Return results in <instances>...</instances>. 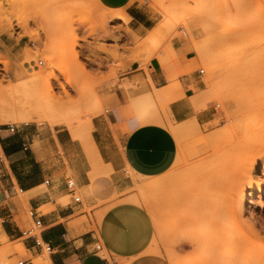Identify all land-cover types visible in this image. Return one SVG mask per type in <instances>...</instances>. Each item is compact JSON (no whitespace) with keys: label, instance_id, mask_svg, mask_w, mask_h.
Returning a JSON list of instances; mask_svg holds the SVG:
<instances>
[{"label":"rangeland","instance_id":"1","mask_svg":"<svg viewBox=\"0 0 264 264\" xmlns=\"http://www.w3.org/2000/svg\"><path fill=\"white\" fill-rule=\"evenodd\" d=\"M140 1L148 4L157 17L155 28L143 38L126 27V16L101 10L94 0H0V89L6 93L0 95V105L2 99L21 98L25 92L41 101L62 100L72 107L68 110L73 109L68 111L69 125L88 128V119L107 108L102 94L117 84L123 60L145 63L157 55L167 63L175 59L173 40H183L197 62L196 69L204 71V94L216 111L214 120L204 126L190 121L172 126L176 158L171 168L155 179L137 177L127 170L131 186L115 193L108 191L106 183L97 182L106 174L92 172L88 192L94 197L90 205L83 204L81 212L88 214L92 229L99 235L110 211L129 206L114 216L109 214L107 229L128 253L106 250L100 240L99 254L117 264H167L163 259L151 260L149 255L151 199L157 225L153 226V242L162 255L171 251L181 262L192 259L186 264H248V250L254 243L264 249V141L258 136L264 130V49L260 48L264 43V17L259 15L264 0L247 4L241 0ZM216 11L235 12L232 32L220 38L218 46L212 45L209 38L224 23L217 22L220 15L216 17ZM211 66H216V71H211ZM44 80L53 84V91L39 89V82ZM6 123L26 135L66 127L53 120H7L0 129ZM231 144L241 156L261 151L242 175L245 178L237 194L241 210L238 224L229 218L225 203ZM3 172L0 163V175ZM156 180L160 181L156 192L141 189L143 184ZM103 193L104 197L99 196ZM175 194L184 197L174 201ZM19 200V218L26 221L28 206L20 194ZM67 202V198L61 200L62 204ZM201 213L207 220L213 213L221 217V230L216 234L220 238L208 234L213 233V223L197 222ZM196 224L203 228L197 229ZM199 229L205 230L201 233L208 239L201 238ZM241 229L248 230L250 236L242 239ZM159 233L162 235L158 237ZM213 235V239L209 237ZM0 243V264H15L20 258L9 256L21 254L20 245L1 238Z\"/></svg>","mask_w":264,"mask_h":264},{"label":"crops","instance_id":"2","mask_svg":"<svg viewBox=\"0 0 264 264\" xmlns=\"http://www.w3.org/2000/svg\"><path fill=\"white\" fill-rule=\"evenodd\" d=\"M94 3L101 10L126 16V27L139 38L157 24L154 10L140 0H94ZM172 47L175 59L167 63L161 62L157 55L145 63L123 60L117 84L102 94L107 108L88 119V128L72 124L71 128L52 127L46 133L33 135L19 132L17 126L13 132L0 129V163L4 168L0 175V238L20 245L21 250V254L13 253L9 259L18 257L25 264L46 260L33 240L20 234L31 219L19 218V194L28 209L37 210L40 238L53 248V253L46 255L49 261L46 264H117L96 252L100 240L106 250L120 255L128 253L107 232L109 214L114 216L128 205L109 212L99 235L92 229L88 214L81 212L83 204L90 205L94 197L88 192L91 173L97 170L106 174L97 182L106 183L108 191L115 193L131 186L128 168L137 177H159L171 168L177 153L169 126L189 121L204 126L216 115L204 94L203 75L195 67L194 56L186 50V42L176 38ZM146 97L153 99L151 106L146 105ZM67 177L74 179L83 201H73L65 185ZM66 198L68 202L62 204L61 200ZM148 227L151 260L163 259L170 264L163 255L152 252L151 218Z\"/></svg>","mask_w":264,"mask_h":264},{"label":"bare ground","instance_id":"3","mask_svg":"<svg viewBox=\"0 0 264 264\" xmlns=\"http://www.w3.org/2000/svg\"><path fill=\"white\" fill-rule=\"evenodd\" d=\"M255 1H257V0H241L242 3L245 2L244 4L252 3V2H255ZM215 13L217 14V15H215L216 17H218V15H220V17H218L219 19L217 20V22H224V23L219 25L217 27L216 31L214 33H211L209 38H210V41H211L212 45L218 46L220 44V41H219L220 38L225 37V35L228 32H232V29H233L232 27L234 26V24L232 26L231 22L232 23L235 22V21H233L234 18H235V12H232V11H221V12L220 11H216ZM259 15L264 17V7L261 8V12H260ZM113 21H115V20H113ZM263 28H264V23H263ZM156 29L159 30L160 27H158ZM260 48L264 49V43L260 46ZM48 54H51V53H48ZM200 54L203 55L202 52ZM49 58H50V55H48V59ZM216 68H217L216 66H213V67L211 66L210 70L211 71H216ZM18 76H19V73L16 72L15 73V77H18ZM51 78L54 79L55 77L53 76ZM262 84H263L262 86H264V81H263ZM43 88H45L48 92H51L54 89L53 84L51 82L47 81V80L39 82V89H43ZM3 89H5V88H3ZM0 91H1L0 95L1 94H6V93L3 92L4 90H2V88L0 89ZM6 91H7V89H6ZM22 95L23 96L21 98L24 100L23 102H21L22 100L21 101L15 100V99H19L20 100L21 99L20 96H19V98L14 96L15 99H12L13 97L12 98L10 97L11 99H2L3 103H2V105H0V124L5 123L7 120H18V121L26 122V123H28L30 121H33V120L34 121H39V122H42V121H45V120H47V121L53 120L55 122H60L61 124H65L66 128H71V126L69 125V121H70L71 117L69 116L68 111L70 113V110H73V109H69L68 110L69 107L70 108H72V107L71 106L68 107L67 102H64L62 100L61 101L60 100H58V101H52V100H50V101H45V100L41 101L40 99H36V98H34L33 96L29 95L26 92H25V94H22ZM31 97H33V98H31ZM151 99L152 98L147 97V99L145 100V103L147 105H149V106L152 105V100L153 99L152 100ZM76 110L77 109L75 108V111ZM142 118L144 119V117H142ZM168 125H170V124H168ZM172 129H173L172 126H169V130L172 131ZM258 136H259L260 140L264 141V130H261L259 132ZM233 143H235V142H233ZM235 147H236L235 145L231 144V155L228 156V157H230V159H228L229 161H228V165H227V168H226L228 170L227 171V175H226L227 177L225 178V175H224V178L226 180L225 181L226 183L224 182V186H227L229 188V194L227 196V199L225 200L226 209H227L226 211L228 213L229 218H231L233 222L238 224L240 222L241 210H240V208H238V196H237V194L240 191V189H242V182H243V179L245 178V177L243 178L242 175L247 170H249V168L255 162L257 157L261 154V151L260 152L259 151H250L248 153H243V151H242L241 153H243V155L241 156L240 152L238 153V152H236L234 150ZM239 156H241V157H239ZM128 170H129V168H128ZM129 172L133 174V172L131 170H129ZM246 183H249V182H246ZM159 184H160V181H157V180L156 181H152V182L143 184L141 186V189L145 190V191H148V192H154L158 188ZM247 188H251V183H249ZM175 195H177V196H175V200L174 201H177V200L182 199L184 197V195L179 196L180 194L179 195L175 194ZM239 202H240V200H239ZM148 204H149L150 215H151L150 218H151V220H153L152 225L154 224L153 226L157 227L156 220H155V215H154V211H156V210L153 211V209H154V200L151 199V201H149ZM205 215L206 214H204V216H203L202 213L199 214L197 216V222H201V223L202 222H211V223H213V229H212L213 233H208V234H214L215 237H216V240H217L218 237L219 238L221 237V235H218V237H217L216 234L219 232V230H221L219 228L221 227V222H223V220L216 213H213V217H211V218H209L207 216L209 220H207ZM187 216H189V214H187ZM209 216H211V215H209ZM188 218L190 219V217H188ZM194 220L195 219L193 218V221ZM257 220H259V219H257ZM243 222H245V221H243ZM201 223H198V224H201ZM246 223H247V221H246ZM248 225H250V223ZM250 226H252V225H250ZM196 228L197 229L198 228H203V226L199 227V225L196 224ZM200 230L201 229H199L198 231H200ZM155 232H156V230H155ZM160 232H162V231H160ZM201 232L205 233V230H201L200 231L201 238H205L206 234H204L205 237H203ZM223 234H226V233H223ZM159 235H162V233H159L158 237H159ZM214 235L213 236H209V237H211L213 239ZM240 236L242 237V239L248 238L250 236V232L248 230L241 229ZM155 238L156 237L154 235L153 239L155 240ZM206 238L208 239V237H206ZM216 240H214V241L217 242ZM152 245L154 247V242H152ZM217 246L219 247L218 244H217ZM152 252L156 253V254H161V252L156 247H154L152 249ZM248 254L250 255L248 264H264V249H262L257 243H254L252 248H250L248 250ZM45 257H46L45 261H41L39 259V260L35 261V263H37V264H40L41 262H44L45 264L49 263V261L47 259L48 257L47 256H45ZM163 257H165L169 261L170 264H186V263H189L190 260L192 261V259L186 258L185 260H183L181 262L179 260V258H177V256L174 255V253L171 252V251L169 253H167L166 256L163 255ZM225 264H226V262H225Z\"/></svg>","mask_w":264,"mask_h":264},{"label":"built area","instance_id":"4","mask_svg":"<svg viewBox=\"0 0 264 264\" xmlns=\"http://www.w3.org/2000/svg\"><path fill=\"white\" fill-rule=\"evenodd\" d=\"M199 74L203 75L204 71L203 69H199ZM5 129H7L10 132L15 131L16 126L13 124H6L3 126ZM65 185L69 193L71 194V197L75 203L80 202V195L78 192L77 185L74 182V179L71 177H67L65 181ZM37 210L35 209H28L27 210V216L31 219V223L26 227L24 230L21 231V236L24 238H31L33 240L34 246L38 247L40 250L46 253V255H49L53 253V248L49 246L47 243L43 242L40 238V232H41V221L36 216ZM96 252L100 253L102 251L101 245L97 244L95 246ZM100 255V254H99ZM103 257L102 255H100ZM104 258V257H103ZM15 264H25L24 260H17Z\"/></svg>","mask_w":264,"mask_h":264}]
</instances>
